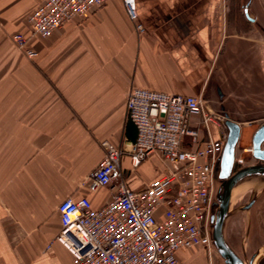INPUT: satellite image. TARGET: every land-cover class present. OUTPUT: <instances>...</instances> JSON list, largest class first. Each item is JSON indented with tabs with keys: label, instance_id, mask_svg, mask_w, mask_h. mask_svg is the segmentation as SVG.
<instances>
[{
	"label": "crops",
	"instance_id": "crops-1",
	"mask_svg": "<svg viewBox=\"0 0 264 264\" xmlns=\"http://www.w3.org/2000/svg\"><path fill=\"white\" fill-rule=\"evenodd\" d=\"M263 1L250 4L252 22L240 0H136L139 33L123 1L108 0L48 38L32 37L39 56L28 59L11 36L29 33L28 15L43 0H0V264H73L53 242L58 206L112 199L84 181L104 157L101 140L119 147L137 138L126 111L131 87L200 96L253 128L243 124L264 113L256 106L264 104ZM122 165L135 191L167 169L157 155L134 171L128 157ZM195 252H178V264H204Z\"/></svg>",
	"mask_w": 264,
	"mask_h": 264
},
{
	"label": "built area",
	"instance_id": "built-area-1",
	"mask_svg": "<svg viewBox=\"0 0 264 264\" xmlns=\"http://www.w3.org/2000/svg\"><path fill=\"white\" fill-rule=\"evenodd\" d=\"M107 1L43 0L28 15L29 33L16 32L11 40L28 59H34L39 52L30 46L32 37L48 38ZM122 1L137 31L145 33L136 0ZM126 111L137 128V138L126 139L119 147L101 140L104 157L84 181L91 191L109 189L112 199L98 208L88 197L64 199L58 206L61 229L53 242L71 254L73 264H178L181 250H213L211 218L216 174L228 136L225 117L200 96L143 87H131ZM243 125L250 127L252 122ZM212 126L220 130L218 138ZM246 154H252V148L238 146L235 163L250 165L245 163ZM153 155L167 169L143 189L132 190L123 158L130 159L134 171Z\"/></svg>",
	"mask_w": 264,
	"mask_h": 264
},
{
	"label": "water",
	"instance_id": "water-1",
	"mask_svg": "<svg viewBox=\"0 0 264 264\" xmlns=\"http://www.w3.org/2000/svg\"><path fill=\"white\" fill-rule=\"evenodd\" d=\"M249 6V3L247 4ZM245 15L250 21H255L246 7ZM220 100L223 99L221 90H217ZM220 111L225 117V126L228 129L227 141L220 161L219 179L216 189L217 210L211 218V239L213 248L224 260L225 264H260L264 257V244L248 258H242L227 239L226 228L229 219L238 213H249L259 198V189L264 187V123L254 132L252 137V155L257 160L236 172H233L236 151L241 139L242 126L226 110L223 105ZM252 186V193L245 205L231 209L234 191L241 186ZM244 245V243H243Z\"/></svg>",
	"mask_w": 264,
	"mask_h": 264
},
{
	"label": "rangeland",
	"instance_id": "rangeland-1",
	"mask_svg": "<svg viewBox=\"0 0 264 264\" xmlns=\"http://www.w3.org/2000/svg\"><path fill=\"white\" fill-rule=\"evenodd\" d=\"M236 105V104H235ZM259 111H264V104L260 102L256 105ZM250 111L249 105H236V108ZM255 117V116H248ZM261 119L259 126L264 123V113L259 117ZM255 128H243L241 134V144L250 145L252 141ZM188 140V138H186ZM254 161L252 163H256ZM252 186L245 185L237 188L233 193L231 202V209L245 205L252 193ZM227 239L232 247L244 258L245 255L250 258L256 249L264 244V187L259 189V198L254 204L249 213L241 212L233 215L227 224L226 228ZM244 243V245H243ZM196 255L203 258L204 264H225L224 260L218 254L216 249L207 250L205 248H195ZM260 264H264V257L261 259Z\"/></svg>",
	"mask_w": 264,
	"mask_h": 264
},
{
	"label": "flooded vegetation",
	"instance_id": "flooded-vegetation-1",
	"mask_svg": "<svg viewBox=\"0 0 264 264\" xmlns=\"http://www.w3.org/2000/svg\"><path fill=\"white\" fill-rule=\"evenodd\" d=\"M235 3L237 2V0H234ZM234 1L232 0V3L234 4ZM253 2V0H240V8L242 7V11H243V15H245V10H246V7H248V12H249V6L250 4ZM249 3V6H247V4ZM263 6H264V1H263ZM250 14V12H249ZM263 32H264V28L262 29ZM261 120H253L252 121V126L253 128H255L257 125L259 127V123H260ZM264 122V121H263ZM241 140V139H240ZM239 147L242 149V148H246V147H251L252 148V141H251V144L250 145H243L241 144V141L239 142ZM254 161H257L252 154H246V164H251L252 162ZM243 166L242 165H237L236 163H234V168H233V172H236L238 171L239 169H241ZM219 172H220V169H218L217 171V174H216V178H217V183L220 181L219 179ZM254 206V205H253ZM217 205H215V208H214V213L216 212L217 210ZM253 208V207H252ZM251 208V209H252Z\"/></svg>",
	"mask_w": 264,
	"mask_h": 264
},
{
	"label": "trees",
	"instance_id": "trees-1",
	"mask_svg": "<svg viewBox=\"0 0 264 264\" xmlns=\"http://www.w3.org/2000/svg\"><path fill=\"white\" fill-rule=\"evenodd\" d=\"M132 122V121H131ZM133 123V122H132ZM134 124V123H133ZM134 126H135V124H134ZM136 127V126H135ZM136 130H137V128H136Z\"/></svg>",
	"mask_w": 264,
	"mask_h": 264
},
{
	"label": "bare ground",
	"instance_id": "bare-ground-1",
	"mask_svg": "<svg viewBox=\"0 0 264 264\" xmlns=\"http://www.w3.org/2000/svg\"><path fill=\"white\" fill-rule=\"evenodd\" d=\"M239 188V187H238Z\"/></svg>",
	"mask_w": 264,
	"mask_h": 264
}]
</instances>
